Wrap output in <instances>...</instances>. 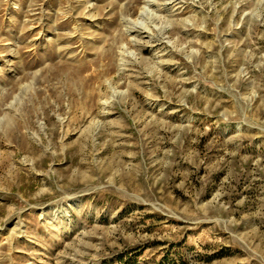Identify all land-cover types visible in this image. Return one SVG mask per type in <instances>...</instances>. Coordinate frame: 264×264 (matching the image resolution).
Instances as JSON below:
<instances>
[{
	"label": "rangeland",
	"instance_id": "1",
	"mask_svg": "<svg viewBox=\"0 0 264 264\" xmlns=\"http://www.w3.org/2000/svg\"><path fill=\"white\" fill-rule=\"evenodd\" d=\"M0 264H264V0H0Z\"/></svg>",
	"mask_w": 264,
	"mask_h": 264
}]
</instances>
